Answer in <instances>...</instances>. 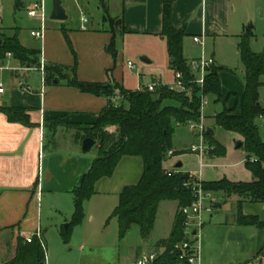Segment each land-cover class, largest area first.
<instances>
[{
	"label": "crops",
	"instance_id": "1",
	"mask_svg": "<svg viewBox=\"0 0 264 264\" xmlns=\"http://www.w3.org/2000/svg\"><path fill=\"white\" fill-rule=\"evenodd\" d=\"M166 1L168 0H105L109 16L112 19L123 17L129 33L147 36L158 41L160 47L167 48L166 41L159 36L162 31V12ZM61 2L66 11L64 1L61 0ZM32 4L33 2L30 1L22 5V8L28 12ZM98 10L103 11V17L95 24L88 25L87 21L68 25L65 21L57 26L51 25L46 28L45 38L40 41L39 47L30 49L41 50V65H58L67 68L75 64L73 50L77 55L78 77L81 81L107 83L112 78L116 83L124 86V79L120 73L125 63V52L119 49L116 63L107 53V47L113 38L112 28L106 21L107 15L103 6ZM259 12L261 16L258 15ZM172 20L177 29H185L188 35L184 41V54L189 62L198 59H191L186 55L185 43L188 39L194 44V37L204 36L205 47L206 42L211 41L214 43V48L224 42L234 43L233 41L237 38L240 43V37L245 28L250 25L254 27L256 35V38L251 41V49L255 53L261 40L256 33L258 21L263 28L261 34L264 44V5L261 4L254 5L253 10L250 8L243 12L236 0H174ZM33 22L37 24L36 21L33 20ZM0 35L7 37L5 29L1 27ZM142 55L147 56L145 58L150 61L148 64H155L153 55L145 52L140 54ZM212 58L215 61V68L221 70L219 76L222 90L225 91L223 71L229 70L227 68L224 70L225 68L217 63L215 54ZM2 61L6 63L3 62V66L6 67L8 74L0 73V88L3 90L0 93V106L6 103L12 108L25 109L31 122L30 127L10 123L7 117L0 113V264H5L14 259L19 238L26 241V238L38 229L42 231L40 214L35 203L39 202L44 193H51L54 196L52 200L54 208H59L56 196H65L68 205L70 204L69 214L73 216L75 210L73 191L98 157V154H92V149L84 152L83 133L80 139H76V135L78 129L95 125L109 102L104 97L84 94L75 88L68 87L63 81L59 83L55 81L51 84L44 77L45 84H43L40 69L23 67L13 57L6 56V59ZM129 62H127L128 69ZM108 71H111L109 75ZM242 75L244 82V68ZM157 81L163 84L161 80ZM139 90L141 88L136 91ZM243 91L244 83H240L238 94L242 96ZM112 102L120 106L122 99L116 96ZM261 104L264 106V101ZM228 109L232 108L228 107ZM216 115H214L213 125L207 126V129L214 131L213 137L217 141L216 135L220 128L215 124ZM54 120L62 121L63 127L58 128L54 138L50 139L46 136L45 125L46 122ZM107 131L115 134L117 128L110 127ZM61 147L69 148V150H61ZM94 147L99 153L97 143ZM172 152L184 153L174 148ZM179 156L169 157V159ZM214 158L221 157L207 156L202 162L199 160L200 169L204 168L207 161H212ZM178 164L167 167L166 162L164 168L167 172L189 173L190 178L205 182L202 177L203 170L198 173L182 171L176 169ZM181 164L183 168L184 165ZM143 173L144 164L140 158L123 157L111 178H103L96 183L94 195L84 205L85 221L88 223L95 221L97 206L114 202L118 206L119 195L123 189L136 185ZM215 200L213 199L214 210L208 215L201 234L200 264H264V255L261 254L264 249V230L237 225L239 197L234 195L228 198L223 195L222 200L218 202ZM93 201L96 203L90 206ZM229 201L235 203V213L231 216L223 213L213 214L215 210L221 213L225 203ZM116 207L112 209L113 212ZM242 212L247 216H256L264 222V203L245 202ZM172 229L168 237L159 242L168 240ZM162 248L153 252H161Z\"/></svg>",
	"mask_w": 264,
	"mask_h": 264
},
{
	"label": "trees",
	"instance_id": "2",
	"mask_svg": "<svg viewBox=\"0 0 264 264\" xmlns=\"http://www.w3.org/2000/svg\"><path fill=\"white\" fill-rule=\"evenodd\" d=\"M102 0L106 12V21L110 24L117 22L121 31L112 28L113 38L107 47V53L117 62L118 38L128 34L124 18L112 19ZM174 0L164 3L162 12L161 39L166 41L169 56V68L174 73L183 74L184 81L194 80L189 61L184 54V41L188 37L185 29H177L172 20ZM19 8V0L16 4ZM115 24V23H114ZM67 38V34L65 33ZM256 38L252 25L245 28L240 37L238 46L240 61L245 70L244 91L241 96V113L236 114L235 109L225 107L215 116L218 128L241 135L244 139L243 147L246 149V167L253 175L250 183H233L227 179L216 182H203V188L209 193H222L225 197L238 196L237 225L264 230V222L256 216H247L242 212L243 204L264 203V139L260 135L256 121L264 118V106L261 104L260 89L264 77V52L254 53L251 41ZM0 60H5L8 54L19 61L26 68H41V50L27 49L19 41L0 35ZM75 64L73 67L58 65L45 66V77L48 83L63 81L68 87L75 88L84 94L104 97L108 106L99 115L98 122L89 127L78 129L76 139L91 138L99 146L98 157L94 160L90 170L81 178L73 191L74 214L62 234L67 242L71 230L80 226L85 219L84 205L94 195V187L103 178H111L123 157H138L143 161L144 173L140 181L133 186L123 189L119 195V204L112 213L118 220L120 238L124 239L132 226L141 229L143 238H148L154 230L159 206L162 202L172 201L178 204L173 229L168 240L158 243V247L165 248L160 264H181L183 260L179 252H173L176 245L185 239L184 231L186 217L181 213L183 207L194 201V194L186 184L192 183L193 178L184 180L181 173L169 174L164 164L167 156L173 151L174 123L188 124L198 122L201 116V99L199 89L194 85L192 99L183 94L169 90L166 85L157 86L154 91L142 88L139 91L126 89L122 84L116 83L112 78L107 83L84 82L78 77V59L72 50ZM113 70V69H112ZM219 68H212L206 76L203 94L215 96L218 101L224 102L222 96V83ZM111 71H108V75ZM122 99V104L116 106L112 100L115 97ZM0 113L5 115L10 123H19L31 126L28 112L25 109L0 106ZM62 121L46 122L45 132L50 139L58 128L63 127ZM109 127H116L115 134L107 131ZM214 150L212 157H224L226 150L212 136L206 134ZM184 153H173V156ZM172 156V157H173ZM264 255V249L261 252ZM5 264H46L45 247L35 238L27 243L18 239L17 251L14 259Z\"/></svg>",
	"mask_w": 264,
	"mask_h": 264
},
{
	"label": "rangeland",
	"instance_id": "3",
	"mask_svg": "<svg viewBox=\"0 0 264 264\" xmlns=\"http://www.w3.org/2000/svg\"><path fill=\"white\" fill-rule=\"evenodd\" d=\"M35 0H19V8H17V0H0V27L5 29L7 37L17 36L20 43L25 48H37L40 41L31 36L33 28H37L33 20L28 16V12L22 8V5L28 4ZM61 1V0H60ZM66 7L68 25H77L83 22L86 17L88 25L95 24L103 17L102 0H62ZM243 12L250 8L254 9V5H264V0H236ZM106 4V3H105ZM29 6V5H28ZM47 21L46 28L51 25L57 26L61 22L50 20V15L53 7V0H45ZM107 6V4H106ZM84 8V9H83ZM110 14V13H109ZM261 16V12L258 14ZM65 23V22H64ZM115 23V24H114ZM111 25L115 31H121L117 22ZM257 25V34L259 35L260 43L255 45V53L264 52L263 30L260 21ZM36 26V27H35ZM234 43L224 42L214 48V43L206 42L205 56L212 58L215 54V60L219 65H222L225 79V91L222 90L224 102L218 101L215 96H205L203 91L193 82L186 84L187 92L183 95L192 99L193 87L199 89L198 96L201 99V116L198 122L204 121L207 126L213 125L214 115L220 113L226 108L235 109V113H241V95L238 94V86L243 82L238 43L239 38ZM119 49L125 52V63L121 69V75L124 79V87L131 91H136L139 88H144L161 80L163 84L171 85L175 83L176 73H173L169 68V56L166 46L160 47L158 41H154L147 36L141 34H124L118 40ZM149 53L155 58V64H145L141 61V53ZM185 53L191 59H199L202 55V48L191 43L188 39L185 43ZM130 61L134 65V69L127 68V62ZM4 61L0 60V73H5L7 70L3 66ZM6 64V63H5ZM120 65V64H119ZM221 66V67H222ZM120 67V66H119ZM120 72V71H119ZM223 75V74H222ZM264 81V78H263ZM162 85V84H161ZM261 102L264 101V86L261 88ZM239 97V98H238ZM206 102L203 106V102ZM191 123V122H189ZM188 124L174 123L173 148L177 151H184L182 157H174L169 159L167 156V167H172L178 163H183L184 167L180 170H189L192 173L202 172V177L205 182L221 181L227 179L233 183H250L252 181V173L246 167L247 153L245 147L238 148L239 144L244 143L241 135L233 132H227L219 129L216 139L221 143L226 155L221 158H214L212 161H207L204 168L200 169L199 159L190 155L192 145H198L200 134L198 127L194 130L189 129ZM259 127L260 135L264 139V119L260 118L256 121ZM110 128V127H109ZM108 129V128H107ZM208 141V140H207ZM209 146L211 144L207 142ZM69 150V148H66ZM61 147V150H66ZM92 154H98L96 147L92 148ZM208 157H211L208 154ZM212 200L205 202V208L210 210L213 207V199L218 202L222 200V193H211ZM58 198L59 208H54L52 200L54 196L51 193H44L40 197L39 202L35 203L39 210L41 223L40 226L44 236V247L46 253V264H132L138 256L146 252L156 251L158 243L161 239L168 237L173 226L174 216L178 210L176 202L165 201L160 204L156 217L155 227L148 238H143L139 226L134 225L128 231L124 239L120 238L119 224L116 218L112 217V212L117 204L104 203L103 206H97L96 219L92 223L83 221L80 226L73 228L69 234V239L66 242L62 234L67 232L66 226L71 223L72 216L70 213V204L65 196H56ZM96 202L93 201L90 206ZM115 205V206H113ZM113 207V208H112ZM93 208V207H90ZM236 205L234 202L225 203L220 211L215 210L213 214L235 213ZM209 215V214H208ZM208 215L206 217H208ZM7 252V250H6Z\"/></svg>",
	"mask_w": 264,
	"mask_h": 264
},
{
	"label": "built area",
	"instance_id": "4",
	"mask_svg": "<svg viewBox=\"0 0 264 264\" xmlns=\"http://www.w3.org/2000/svg\"><path fill=\"white\" fill-rule=\"evenodd\" d=\"M28 16L36 21L38 24L37 29L31 32V36L39 41H43L45 38L46 32V21H47V13L45 0H35L28 10ZM83 22L86 23L87 19L84 17ZM194 44L200 46L202 48V55L198 60H194L189 62V66L191 72L193 74L194 80L191 81L193 84L197 85L202 91L205 86L206 76L209 71L215 67V61L213 58H207L205 56L204 48H205V37L197 36L193 38ZM7 57H12L11 54H8ZM129 69H134V65L129 62ZM43 75V84H45V65L42 64L40 68ZM175 83L168 86L169 90L175 93L184 94L187 92L186 82L184 81L183 74L180 72L176 73ZM160 82H155L154 84L148 86L149 91H154V89L161 85ZM164 85V84H162ZM30 90L29 88H26ZM3 90L0 88V93ZM205 101L203 102V106L205 105ZM198 127L200 139L198 145H192L191 154L197 156L199 160L202 162L211 151L214 150L213 146H209L207 144L206 134L207 128L204 124V121L200 123H189V129L192 131ZM173 156V152L169 153V157ZM178 173L176 171L168 172ZM194 179V178H193ZM187 187L192 189L194 194V201L186 207L181 209V213L186 217L187 221L185 224L184 231V241L175 246L173 252H179L183 263L181 264H200V239L202 230L206 224L207 215L213 212V207L210 210L205 208V202L208 200H212V195L209 192H206L203 188V181L200 179H194L192 183L186 184ZM206 215V216H205ZM37 238L40 243L44 246L43 235L41 230H37L33 235L26 238L27 243H32L33 240ZM161 252H147L138 257L132 264H160V259L162 255L165 253V248H162Z\"/></svg>",
	"mask_w": 264,
	"mask_h": 264
},
{
	"label": "water",
	"instance_id": "5",
	"mask_svg": "<svg viewBox=\"0 0 264 264\" xmlns=\"http://www.w3.org/2000/svg\"><path fill=\"white\" fill-rule=\"evenodd\" d=\"M50 20L52 21H57V22H65L68 20L67 13L65 9L62 6V2L60 0H53V8H52V14L50 16ZM2 44V40L0 39V45ZM142 62L144 63H150L149 60H147L145 57L141 59ZM3 106H7L6 103L3 104ZM207 135L209 136H214V131L212 129L207 130ZM96 145V142L91 139V138H86L83 141L82 148L84 152L90 151L94 146ZM243 144H239L238 148H241ZM182 168V164H178L176 166V169L180 170ZM190 174L189 173H181V178L184 180L190 179ZM219 208H221V205H219ZM68 225L66 226V228Z\"/></svg>",
	"mask_w": 264,
	"mask_h": 264
}]
</instances>
